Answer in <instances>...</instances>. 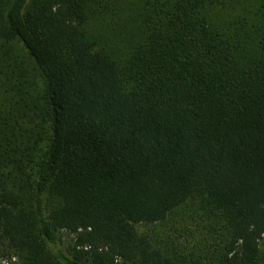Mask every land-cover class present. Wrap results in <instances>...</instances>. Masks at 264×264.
Masks as SVG:
<instances>
[{"label":"trees","instance_id":"trees-1","mask_svg":"<svg viewBox=\"0 0 264 264\" xmlns=\"http://www.w3.org/2000/svg\"><path fill=\"white\" fill-rule=\"evenodd\" d=\"M0 262L264 264V0H0Z\"/></svg>","mask_w":264,"mask_h":264},{"label":"rangeland","instance_id":"rangeland-1","mask_svg":"<svg viewBox=\"0 0 264 264\" xmlns=\"http://www.w3.org/2000/svg\"><path fill=\"white\" fill-rule=\"evenodd\" d=\"M162 228H163V229H168V226H166V227H163V226H162ZM0 264H7V263L0 262Z\"/></svg>","mask_w":264,"mask_h":264}]
</instances>
